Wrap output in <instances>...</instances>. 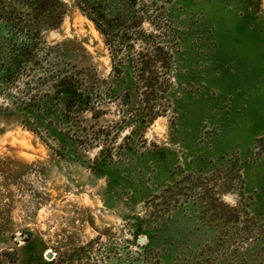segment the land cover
<instances>
[{"label":"rangeland","instance_id":"374dc122","mask_svg":"<svg viewBox=\"0 0 264 264\" xmlns=\"http://www.w3.org/2000/svg\"><path fill=\"white\" fill-rule=\"evenodd\" d=\"M173 18L181 39L164 83L177 101L144 139L122 143L117 92L100 117L85 115L91 129L108 130L104 151L102 141L49 139L65 126L47 116L44 140L0 119V264H264V0H178ZM43 37L83 42L98 78L112 74L111 51L75 6ZM221 195L243 213L236 227L251 231L240 244L211 217Z\"/></svg>","mask_w":264,"mask_h":264},{"label":"trees","instance_id":"16d2710c","mask_svg":"<svg viewBox=\"0 0 264 264\" xmlns=\"http://www.w3.org/2000/svg\"><path fill=\"white\" fill-rule=\"evenodd\" d=\"M177 1L0 0V119L19 122L44 140L43 117L47 116L51 124L65 126L57 133L47 131L49 139L64 146L76 142L97 145L102 141L104 151L108 130L91 129L85 115L100 117L102 103L117 92L125 108L121 128H129L122 143L133 136H138V141L144 139L146 129L174 109L177 101L164 83L171 81V67L176 64L177 46L173 43L181 39L173 22ZM71 5L94 24L111 51L113 70L108 77L95 74L83 42L67 38L50 44L43 37L45 31L61 27ZM108 81L115 82L109 86ZM222 188V193L227 192L226 183ZM202 199L214 204L208 189ZM216 199L222 209L211 217L223 221L218 231L229 234L232 244H240L251 231L244 223L241 231L236 227L243 216L239 205H229L222 195ZM230 222L235 226L226 229L223 225ZM140 235L137 229L133 232L136 239ZM140 246L146 250L149 247L147 243ZM197 262L182 259L174 264ZM44 264H61V259ZM149 264L166 263L154 258Z\"/></svg>","mask_w":264,"mask_h":264},{"label":"water","instance_id":"95a60500","mask_svg":"<svg viewBox=\"0 0 264 264\" xmlns=\"http://www.w3.org/2000/svg\"><path fill=\"white\" fill-rule=\"evenodd\" d=\"M140 241H141V242H145V238H144V237H141V238H140ZM46 256H47L48 258H51V257H52V253H51V252H47V253H46Z\"/></svg>","mask_w":264,"mask_h":264}]
</instances>
